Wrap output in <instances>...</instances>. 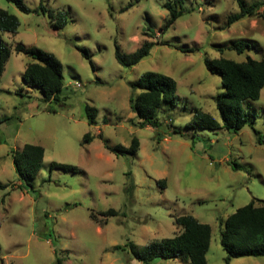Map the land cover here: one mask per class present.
Masks as SVG:
<instances>
[{"label":"rangeland","instance_id":"rangeland-1","mask_svg":"<svg viewBox=\"0 0 264 264\" xmlns=\"http://www.w3.org/2000/svg\"><path fill=\"white\" fill-rule=\"evenodd\" d=\"M173 1L24 0L32 10L26 14L0 0V9L20 21L16 33L0 32L12 50L0 90V119L10 117L0 126V264H143L127 245L175 237L181 231L176 219L184 215L211 226L208 264H227L223 222L252 201L264 202V89L244 104L250 123L238 133L195 131L188 124L195 108L221 121L214 97L225 89L205 58L261 60L264 16L227 27L229 16L240 11L237 0H184L188 12L161 34L170 18L164 5ZM257 1L264 2L244 0L246 6ZM58 11L68 13L64 29L57 28ZM145 41L167 45H156L134 67L117 61L116 45L129 55ZM235 42L246 45L242 53L231 49ZM18 43L61 62L60 102H45L23 81L33 60L16 52ZM190 49L197 51L184 52ZM146 72L178 84L176 104L157 112L158 128H141L130 107L137 95L131 83ZM87 106L98 110L95 125L88 122ZM89 132L95 139L85 145ZM135 137L140 148L134 155L117 156L103 142L129 148ZM27 144L45 149L43 167L30 184L18 177L11 156ZM52 163L80 171L52 169ZM110 209L119 214L102 215ZM153 264L190 262L158 258ZM230 264H264V257Z\"/></svg>","mask_w":264,"mask_h":264},{"label":"trees","instance_id":"trees-1","mask_svg":"<svg viewBox=\"0 0 264 264\" xmlns=\"http://www.w3.org/2000/svg\"><path fill=\"white\" fill-rule=\"evenodd\" d=\"M14 3L23 13L29 14L32 10L25 4L24 0H8ZM240 11L229 16L227 27L248 17H262L264 13L259 12L264 5L263 1H257L246 6L244 0H237ZM184 0L167 2L164 8L169 10L170 18L161 27V34L169 30L175 22L188 10L184 7ZM57 20V28L64 29L69 23L68 13L54 12ZM20 21L16 15L0 9V32L16 33ZM153 41H145L142 46L132 54L123 53L119 45H116V59L125 67H134L144 58L151 55L156 45H165ZM167 45V44H166ZM246 45L243 42H235L231 49L242 53ZM17 53H24L33 61L30 62L22 74L23 81L31 88L38 89L45 102H60L64 89V76L62 64L52 53L41 50L37 47H25L18 43L15 47ZM197 49H190L184 52L194 53ZM10 46L0 41V90L5 67L11 58ZM83 54L90 59L88 51ZM91 65L94 66L92 60ZM207 69L221 77L224 93L214 97L221 121H218L210 113L200 108H195L194 116L188 128L197 131L198 129L220 130L225 129L232 133L240 132L250 119L244 112V104L248 100H258L264 89V57L261 60L248 58L245 62H235L225 58H205ZM131 87L137 94L131 98V110L141 121L139 126L144 128L151 126L158 128L160 122L157 118L158 110L164 104L175 105L177 102L178 84L172 77L157 72H146L139 80L131 83ZM98 110L90 106L86 107V117L90 125L96 124ZM10 117L0 119V126L8 123ZM1 130V128H0ZM102 138V136L100 135ZM95 136L87 133L84 136L83 144L89 145ZM105 148L117 155L136 154L140 148L138 138L132 140L131 146L126 148L123 145L111 146L107 140H103ZM11 156L18 177L30 184L43 167L45 149L41 146L27 144L21 150H12ZM52 169H63L66 171L79 172L80 169L73 165L52 163ZM236 167H240L236 164ZM159 184L166 185V180ZM118 211L110 209L102 215L109 218L117 216ZM224 223L221 232V245L225 250L226 263L230 264L233 259L242 257H264V202L257 205L254 201L239 208L230 215ZM180 228L173 238L155 240L148 245L138 246L130 242L127 246L132 256L143 264H153L158 258L179 259L190 264H208L207 254L211 245L212 229L209 224H203L192 215H184L176 219Z\"/></svg>","mask_w":264,"mask_h":264}]
</instances>
